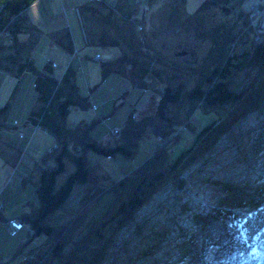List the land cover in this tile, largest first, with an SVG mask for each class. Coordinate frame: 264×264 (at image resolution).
<instances>
[{
	"label": "rangeland",
	"instance_id": "rangeland-1",
	"mask_svg": "<svg viewBox=\"0 0 264 264\" xmlns=\"http://www.w3.org/2000/svg\"><path fill=\"white\" fill-rule=\"evenodd\" d=\"M106 1L116 7L107 18L109 22L112 21L111 27L107 26V19L98 10L104 0L39 1L24 12L26 27L19 37L23 42L19 51L22 61L32 60L37 69L45 74L48 73L47 63L53 62L55 67L52 75L58 80L72 66L77 72L76 82L80 94L89 98L91 106L89 109H74L69 114L68 126L75 128L83 122L90 124L100 118L102 123L91 135L101 142L112 143L115 140L112 131H122L132 111L139 121L156 113L162 85L154 80L146 89H140L119 74L110 75L103 83L102 65L116 59L120 55V48L98 44L100 35L106 31L110 35L115 31L120 34L123 26L130 30L127 16L131 15L130 18L135 21L142 20L141 7L136 0H125L127 6L124 9L118 0ZM206 1L186 0L183 3L182 0H151V12L145 22H140L143 25L145 23V30L138 31V23L133 24L131 30L138 39H146L145 42H149L156 51L172 62L191 66L201 63L211 50L212 43L198 38V23L203 20L200 28L204 26V30H209L224 22H241L238 20V13L242 7L231 13H225L223 7H216L197 17V12ZM77 10H80L82 24ZM247 13L252 19V29L257 34H262L264 9L259 11L258 17L262 19L260 22H253L256 17H252L251 12ZM69 26L71 33L64 28ZM63 36L76 41L75 47L79 55L68 52L59 43ZM115 37L118 36L113 38ZM260 39L257 38V42ZM11 45L12 42L5 37L0 40V203L5 204L3 214L0 213V264H24L36 248H39V253L46 254L50 247L49 239L47 236H40L33 243H28V227L19 236L12 238L7 222L1 221V218L4 216L7 221L18 220L29 210V205L39 204L36 188L40 180V168L51 165L53 158L50 157L46 162L44 158L55 148L56 141L48 132L27 124V116L39 106V93L34 86L36 75L27 72L19 77L4 70L11 63L9 55L15 54ZM185 50L189 51L187 56H177V53ZM97 54L101 55L99 61L95 60ZM259 73L260 71H255L250 78L245 79L244 73L239 72L235 75L234 84H242L241 90L260 87L264 77L261 78ZM186 80L193 87V80ZM94 105L98 107V112L93 110ZM223 113L220 109L210 112L196 110L190 119V126L179 130L180 136L173 146L174 156L190 147L199 131ZM233 132L227 137L222 135L218 138L214 147L206 151L203 157L182 170L177 183H167L137 210L131 222L114 239L115 245L110 251V260L115 261L114 264H193L204 256L203 253L207 254L209 247V252L213 250L210 230L215 227L220 228L223 234L227 230L243 240L251 241L252 236L245 232L244 227L247 223L246 214L252 211L255 216H259L260 211L264 212V113L254 112L247 116ZM21 134H24V138H19ZM159 142L156 136L142 141L134 160L120 155L108 159L90 151L89 162L96 167L98 174H104L102 186H110L141 166L156 151ZM66 168V172L58 178V187L75 171V166L70 162ZM244 169L247 171H243ZM213 171V178L217 183L215 186L207 181ZM233 177H237L235 182H231ZM254 179H257V186L261 190L251 189L254 185L246 183ZM86 191L87 187L76 186L67 209L57 212L53 218L48 219V223L54 226L67 225L72 212L81 208L80 200ZM247 195L252 197V201L246 207L240 208L238 202L234 207L229 206V202L236 199L246 200ZM111 199L110 195L104 196L98 206L85 217L93 219L101 215ZM206 199L210 201L208 207L200 203ZM222 210L233 215L232 220H241L239 225L242 232L220 221L218 215ZM194 215L204 222L201 229ZM184 232L194 235L196 242L190 245L194 248L195 255H189V250L182 243ZM78 233L81 234V230ZM252 241L256 242L257 238L253 236ZM151 250L153 253L144 257Z\"/></svg>",
	"mask_w": 264,
	"mask_h": 264
},
{
	"label": "trees",
	"instance_id": "trees-1",
	"mask_svg": "<svg viewBox=\"0 0 264 264\" xmlns=\"http://www.w3.org/2000/svg\"><path fill=\"white\" fill-rule=\"evenodd\" d=\"M39 1L42 0H0V36H9L11 48L15 49V54L8 57L10 65H6L4 70L19 77L27 72L36 75L34 86L39 93V106L27 116V124L47 131L56 141L55 148L44 158L45 162L53 158L51 165L40 168V180L36 188L39 204L29 205V210L17 220L25 227L12 238H16L28 227V243H33L40 236H47L49 239V251L41 254L39 248H36L24 264H114L115 261L110 260L114 239L131 222L137 210L167 183H177L182 170L203 157L206 151L214 147L218 138L233 134L237 125L254 112L264 113V79L259 84L260 87L251 89L241 90L242 84H234L235 75L239 72L244 73L245 79L250 78L255 71H260L258 75L264 77V32L257 34L252 29L249 14L243 9L247 0H207L197 12V17L216 7H223V10L230 8L234 12L242 7L238 20L243 22H224L204 30V26L200 28L204 21H200L197 36L210 40L212 47L203 62L192 66L172 62L156 51L149 42H145L146 39H138L131 27L142 23L130 18L131 15L126 18L131 31L123 26L120 33L122 36L115 31L118 36L115 38L107 31L102 33L98 44L120 48V55L116 59L102 65L103 83L110 75L119 74L140 89H146L154 80L162 85L156 113L139 121L132 111L125 127L122 131L119 130L120 135H113V130L111 134L115 140L106 143L91 135L102 123L100 118L90 124L83 122L75 128L67 124L69 114L74 109H89L91 106L89 98L80 94L76 82L77 72L72 66L58 80L52 75L53 62L47 63L48 73L45 74L37 69L32 60L21 59L19 50L23 42L19 37L26 27L24 12ZM185 1L182 0L183 3ZM103 16L105 19L109 17ZM107 22V26L111 27L112 22L109 19ZM257 38H261V41L257 42ZM70 40L68 37L62 38L59 43L73 53ZM186 79L193 80V87ZM198 109L205 112L220 109L224 113L202 128L190 147L174 156L173 146L180 136L179 130L190 126V119ZM20 136L24 138V134ZM151 136L160 140L156 151L131 174L103 187L105 176L98 174L96 167L90 164L89 152L93 151L108 159L120 155L134 160L140 151L141 142ZM68 162L75 166V171L58 187V178L66 172ZM213 176L214 172L207 181L215 186L217 183ZM78 185L87 187L86 194L80 200L81 208L72 212L67 225L49 224L48 219L67 209ZM232 188L236 190L234 186ZM106 195L112 196V199L101 215L87 219L85 216ZM89 204H92L91 207L84 209ZM232 216L224 211H220L218 215L222 223L242 232L239 225L241 220L238 217L232 220ZM194 218L201 229L204 222L197 215ZM1 221H4L3 217ZM80 230L81 234L78 233ZM197 239L202 241L199 237ZM193 242H196L194 235L185 232L182 234V243L189 250V255H195L194 248L190 245ZM151 253L152 250L145 253L144 257Z\"/></svg>",
	"mask_w": 264,
	"mask_h": 264
},
{
	"label": "bare ground",
	"instance_id": "bare-ground-1",
	"mask_svg": "<svg viewBox=\"0 0 264 264\" xmlns=\"http://www.w3.org/2000/svg\"><path fill=\"white\" fill-rule=\"evenodd\" d=\"M253 3L254 2L249 1L245 7L247 12L254 11L255 8L252 7L254 5ZM257 16L258 15L255 17ZM243 171L247 170L244 169ZM236 180L237 177H233L231 182H235ZM246 183L254 185L251 189H259L257 186V179L253 181L248 180ZM251 199L252 197L250 198V196L247 195L246 200L243 198L240 201L236 199L234 202H229V206L234 207L238 202L240 208L246 207L247 204L252 201ZM200 203L208 207L210 201L206 199L204 202L200 201ZM260 212L261 214L259 216H255L252 211L246 214L247 223L244 227L245 232H248L250 236H252L251 241L243 240L242 237L240 238L234 233H229L227 230L224 231L223 234L220 228L215 227L210 230V241L213 250L209 252V250H211L209 247V250H206L207 254L203 253L204 256L199 261H194L193 264H264V212ZM253 236L257 238L256 242L252 241Z\"/></svg>",
	"mask_w": 264,
	"mask_h": 264
},
{
	"label": "built area",
	"instance_id": "built-area-1",
	"mask_svg": "<svg viewBox=\"0 0 264 264\" xmlns=\"http://www.w3.org/2000/svg\"><path fill=\"white\" fill-rule=\"evenodd\" d=\"M98 1L101 2L102 0H98ZM249 1L254 2L253 3L254 5L252 6L253 8H255L254 11H252V12L249 11V12L252 13V17H255L256 15H259V11H262L264 9V8L261 7V6H264V0H248V1H246L247 3L245 5V7L249 3ZM136 2H137V5L139 7H141L140 14L142 15V20L141 21L138 20V22H145L147 17L149 16V14L151 12L150 2H149V0H136ZM77 11L79 13L80 23L82 24L83 20H82V16H81L80 10H77ZM257 19L259 20V22H260V20H262L260 18V16L259 17L257 16L253 22H256ZM251 21H252V19H251ZM144 27H145V25H143V24L140 25L139 24V26L137 28H139V31L141 32V31L145 30ZM95 60H98V61L101 60V55H96L95 56ZM53 67H55V64L53 65ZM93 110L97 111L98 109H97V107H93ZM119 133H120L119 130H115V131H113L112 134L115 135L116 137H118L120 135ZM4 210H5V204L4 203H0V213L4 212ZM7 226H8L9 234H10L11 237L16 236V234L18 232L22 231L24 229V227H25V225L22 222L17 221V220L9 221L7 223Z\"/></svg>",
	"mask_w": 264,
	"mask_h": 264
},
{
	"label": "crops",
	"instance_id": "crops-1",
	"mask_svg": "<svg viewBox=\"0 0 264 264\" xmlns=\"http://www.w3.org/2000/svg\"><path fill=\"white\" fill-rule=\"evenodd\" d=\"M105 2H103V3H100L101 4V6H100V8L98 9V10H100V13H102L103 15H105V17L106 16H111V10H113V8H116L115 6H113V5H110L109 4V2L108 1H106V0H104ZM119 1V4L121 3L122 4V7H123V9L124 8H126V6H127V4H126V1L125 0H118ZM94 7H96V4H94ZM97 8V7H96ZM125 12H127V11H125ZM129 13H130V11H129ZM112 19V18H111ZM112 22V21H111ZM80 26H81V24H80ZM65 28V30L66 31H68L69 33H71V27L69 26V27H64ZM99 34V33H98ZM68 35H70L71 36V34H68ZM100 35V34H99ZM98 35V36H99ZM112 35H117L115 32L114 33H112ZM2 37V36H1ZM0 37V40L1 39H3L4 37L6 38V39H9V36H6V35H3V37L1 38ZM84 37V36H83ZM97 37V36H96ZM62 38H67L66 36H63V37H61L60 38V40H59V42L62 40ZM69 38V37H68ZM71 39V38H70ZM70 42H71V46H72V50H73V54L75 53V54H78L79 55V52H77V50H76V47H75V43H76V41L73 39V40H70ZM97 55H100V54H97ZM95 106V105H94ZM97 107V106H96ZM38 108V107H37ZM36 108V109H37ZM98 108V107H97ZM35 110V109H34ZM33 111V110H32ZM98 111H99V109H98ZM32 126V125H31ZM33 127H35V126H33ZM16 128V127H15ZM18 128V127H17ZM16 128V129H17ZM36 128V127H35ZM37 129H40V128H37ZM40 130H42V131H45V130H43V129H40ZM115 130H119V129H115ZM37 131V130H36ZM45 132H47V131H45ZM21 137V136H20ZM19 137V138H20ZM113 140V139H112ZM107 143H110V141H108ZM100 161V160H99ZM3 214V213H2ZM3 218H4V220L5 221H7V219H5V217L3 216ZM4 221V222H5ZM21 234V233H20ZM19 236V235H18Z\"/></svg>",
	"mask_w": 264,
	"mask_h": 264
},
{
	"label": "water",
	"instance_id": "water-1",
	"mask_svg": "<svg viewBox=\"0 0 264 264\" xmlns=\"http://www.w3.org/2000/svg\"><path fill=\"white\" fill-rule=\"evenodd\" d=\"M224 11H226V12H230L231 10H229V9H225ZM245 12H247L246 10H245ZM252 22V21H251ZM189 54V52L188 51H184V52H180V53H178L177 54V56H187ZM192 56H193V54H191ZM223 211V210H222ZM230 212V211H229ZM232 213V212H231Z\"/></svg>",
	"mask_w": 264,
	"mask_h": 264
},
{
	"label": "clouds",
	"instance_id": "clouds-1",
	"mask_svg": "<svg viewBox=\"0 0 264 264\" xmlns=\"http://www.w3.org/2000/svg\"><path fill=\"white\" fill-rule=\"evenodd\" d=\"M247 3V2H246ZM246 3H245V5H246ZM244 10H245V7L243 8ZM215 173V172H214Z\"/></svg>",
	"mask_w": 264,
	"mask_h": 264
},
{
	"label": "flooded vegetation",
	"instance_id": "flooded-vegetation-1",
	"mask_svg": "<svg viewBox=\"0 0 264 264\" xmlns=\"http://www.w3.org/2000/svg\"><path fill=\"white\" fill-rule=\"evenodd\" d=\"M224 10H225V9H224ZM224 10H223V11H224ZM224 12H226V11H224Z\"/></svg>",
	"mask_w": 264,
	"mask_h": 264
}]
</instances>
